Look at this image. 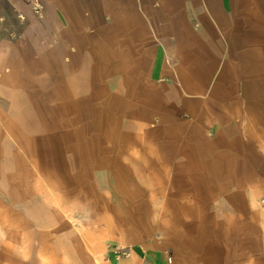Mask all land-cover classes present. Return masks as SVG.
Returning a JSON list of instances; mask_svg holds the SVG:
<instances>
[{"label":"crops","instance_id":"obj_1","mask_svg":"<svg viewBox=\"0 0 264 264\" xmlns=\"http://www.w3.org/2000/svg\"><path fill=\"white\" fill-rule=\"evenodd\" d=\"M7 1L26 24L0 42V88L30 93L39 64L62 100L103 104L121 128L104 155L118 205L171 224L120 237L111 264H264V0Z\"/></svg>","mask_w":264,"mask_h":264},{"label":"rangeland","instance_id":"obj_2","mask_svg":"<svg viewBox=\"0 0 264 264\" xmlns=\"http://www.w3.org/2000/svg\"><path fill=\"white\" fill-rule=\"evenodd\" d=\"M25 24L0 0V42L19 38ZM40 69L33 64L30 93H24L23 79L15 80V93L0 88V264H111L110 250L119 261L128 250L120 248V237L150 241L171 224L149 222L150 207L139 208L140 217L134 206L118 205L127 191L108 180L105 167L114 159L104 158L121 149L118 117L111 121L103 104L83 110L62 100L57 79L43 77ZM260 200L257 208L264 210ZM214 225L207 226L211 242ZM190 226L196 234L197 224ZM210 253L227 260L242 254L215 246ZM172 260L167 250V262Z\"/></svg>","mask_w":264,"mask_h":264},{"label":"built area","instance_id":"obj_3","mask_svg":"<svg viewBox=\"0 0 264 264\" xmlns=\"http://www.w3.org/2000/svg\"><path fill=\"white\" fill-rule=\"evenodd\" d=\"M35 10L38 12V11H39V8L36 6V7H35ZM260 204H261L262 206H264V197L261 198V200H260Z\"/></svg>","mask_w":264,"mask_h":264}]
</instances>
